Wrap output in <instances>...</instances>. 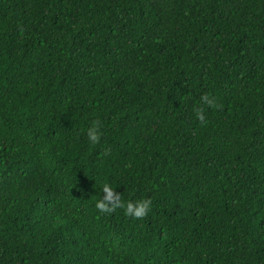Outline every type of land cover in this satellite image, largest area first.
<instances>
[{
	"label": "trees",
	"instance_id": "16d2710c",
	"mask_svg": "<svg viewBox=\"0 0 264 264\" xmlns=\"http://www.w3.org/2000/svg\"><path fill=\"white\" fill-rule=\"evenodd\" d=\"M0 264H264V0H0Z\"/></svg>",
	"mask_w": 264,
	"mask_h": 264
},
{
	"label": "clouds",
	"instance_id": "9594fccd",
	"mask_svg": "<svg viewBox=\"0 0 264 264\" xmlns=\"http://www.w3.org/2000/svg\"><path fill=\"white\" fill-rule=\"evenodd\" d=\"M201 100L211 105L213 103L212 99L208 97H201ZM196 118L204 122L205 116L202 114V110L199 108L194 109ZM86 136L90 144L95 145L99 142L100 132L99 125L93 122L91 126L86 129ZM103 197L102 199L96 201L95 208L101 214H110L118 208L124 210L125 215L132 217L133 219L144 218L151 209V201L149 199H140L137 201L122 202L120 200L119 193H114L113 189L108 185L104 184L102 186Z\"/></svg>",
	"mask_w": 264,
	"mask_h": 264
}]
</instances>
